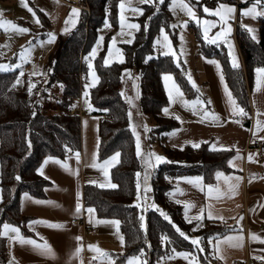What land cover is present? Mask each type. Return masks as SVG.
Here are the masks:
<instances>
[{"label": "trees", "instance_id": "obj_1", "mask_svg": "<svg viewBox=\"0 0 264 264\" xmlns=\"http://www.w3.org/2000/svg\"><path fill=\"white\" fill-rule=\"evenodd\" d=\"M120 0H78L81 9L80 20L64 41L60 51L48 60L50 84L63 86V98L56 114L42 112L35 96L27 92L28 80L21 79L20 84H13L19 76L18 71H0V225L12 223L24 226L20 211V199L23 193L35 197L45 196V188L51 182L37 172L48 156L64 159L79 153L82 148L81 116L71 115L74 102L81 96L83 83L87 74L84 57L89 54L98 38V30L103 26L107 14L113 27L117 26L118 4ZM254 1L243 3L249 5ZM192 5L200 11L203 6L215 7L218 3L237 4V0H191ZM242 4H240L241 6ZM45 26L49 21L42 11L37 10ZM145 18L149 20L136 35L132 45H124L126 60L111 66L103 64L104 51L96 59V69L100 76L99 84L91 90L93 114L105 117L99 129V160L103 161L119 152V162L111 169L110 179L116 188L100 187L86 184L83 188V201L86 208H94L103 219H115L120 222L124 236L122 254H112L116 264L126 262L129 256L139 255L141 248L149 264H155L161 257L177 252L194 253L191 240L180 237L168 221L155 210L145 214L146 229L141 228L142 211L135 205L136 173L141 170V162L136 154L135 139L129 127L128 105L121 95L122 74L125 68L135 69L141 75L140 106L144 114L155 120L152 135L165 144L166 135L179 126L173 117L164 116L162 109L169 104L162 75L172 74L185 93L192 99L199 95L187 80L184 66L177 67L172 56H154L153 43L161 27L170 31L171 14L168 2L159 11L153 6H144ZM44 16V17H43ZM150 18V19H149ZM145 19V20H146ZM192 31L202 53L207 58L217 59L237 103L245 109L248 117L251 113L249 86L250 76L258 67H264V17L259 19V41L251 39L249 32L237 23L236 39L244 68L233 69L225 47L210 45L203 39L199 27ZM1 53V47H0ZM151 56V59H147ZM1 61V55H0ZM245 69V70H244ZM35 112V116L32 113ZM29 141L31 142L29 146ZM65 145L72 149L67 152ZM164 146V145H163ZM167 161L160 165L151 180L153 201L164 207L172 222L190 237L196 223L184 219L183 208L171 203L168 193L173 189V181L178 177L203 178L205 184L216 182V172L230 174L234 171L228 161L233 157V150H211L207 144L199 148H165ZM19 176L17 180L15 177ZM235 228L230 222L205 221L194 231L201 237L199 251L202 264H213L208 238L222 237ZM161 234L170 237L172 243L162 245ZM151 245L149 247L148 245ZM7 242L0 237V264L7 258Z\"/></svg>", "mask_w": 264, "mask_h": 264}, {"label": "crops", "instance_id": "obj_2", "mask_svg": "<svg viewBox=\"0 0 264 264\" xmlns=\"http://www.w3.org/2000/svg\"><path fill=\"white\" fill-rule=\"evenodd\" d=\"M0 1L4 3L7 2V0ZM62 1L80 10L75 26H69V30L72 31L80 20L81 9L78 6V0ZM249 1L255 0H237V4L234 5L236 7V13L234 18L229 20V24L232 27L229 40L232 44L234 43L233 45L236 49H234V54H237L240 67L242 68H244V62L236 39V28L237 23H239L238 20H236V14L238 6L240 7L242 2ZM209 8L214 9L216 6ZM197 13L201 19H207L209 21L218 20V17L204 13L203 7L199 12L197 10ZM63 26L65 27V25ZM194 26L199 27L202 33L200 25L194 24ZM219 28L220 25L217 24L215 28L211 29L209 36H214L215 33L219 31ZM209 44L217 47L224 46L228 54V46L223 42ZM209 61L218 60L205 57L200 53L199 45H194L191 57V62H193V64L191 66L195 68L194 76L196 78V83L198 88H201L198 96L199 98L205 99V101H212L211 104H207L205 107L219 114L221 117L220 121L217 123H213L210 120L204 121L201 119L200 115L194 114L192 110L177 106L176 111L170 113L178 114L181 117V121H177L179 126L176 129L175 135H172L174 130L166 135V141L165 144H163L162 151L165 155V148H184L186 146H192L191 143H185V141L200 142V146L207 144L210 149L211 145L215 143L218 150H233V157H238L229 165L234 172L224 174V177H231V180L228 182H225L224 177H221L219 180L216 177V182L213 184V192L211 194L208 192V184H205L203 179V190H201L200 187L193 186L185 180L177 181V179H175L173 181L174 187L170 191L174 192V197L169 196V200L171 203L175 204H178L176 200L182 202L187 201L194 204L195 207L189 209V217L197 215L200 209L203 208V219L200 221L202 226L207 220L230 222L235 228V231L222 237L212 238V243L209 244V247L213 264H234L236 260L257 264V262L260 261L257 257L264 256V153L260 154L252 143L255 140H260L264 144V139L260 138L264 137V129L256 131V113L259 111L264 114V83L260 84L258 90L257 73L254 70L249 78V99L253 111V118L250 122L237 123L231 117L230 108L224 93V84L220 80V71L217 69L216 64L210 63ZM224 83L227 84L225 76ZM228 88L230 90L229 86ZM197 97L190 99L185 95L184 98L188 101H193ZM168 117L174 118V115ZM259 119L264 120V115H261ZM152 121L155 122L154 119ZM81 134L82 148L79 152V160L76 159L74 154L67 157V163L72 169V172L66 171L60 165L50 161L43 169V177H47L46 179L51 182V185L45 188V196L38 198L28 193L32 199H25L24 193L21 195L20 211L24 218L23 227H26L28 234L23 232L24 228L21 226L9 223L18 227L21 234L26 238H32L42 243L43 240H41V237H43L51 245L55 255H42L30 245H21L18 242L10 241L8 237H4L7 242L8 255L4 264H10L13 258H15L16 264H102V260L94 259L98 257L99 254L90 249L89 245H94L108 252L112 257V254L123 253V251L122 253H116L115 251L124 247V243L122 245L120 242L116 227L112 224H97L95 222L96 220L111 221L115 219L100 218L95 212L94 218L90 222V214L87 212L88 208L84 206L83 201V188L86 184H97L99 186L104 184V187H108V182H111V169L119 162L120 156L118 157V162H114L112 166L108 168V176L105 177L100 168L91 166L94 153L96 154L97 163H102L104 161H100L98 156L99 139L95 141L92 146L87 143V138L83 133L82 121ZM220 145H224L225 148L220 149ZM249 155H252L251 160H249ZM58 159L61 161L65 160V158ZM236 177H240L239 181L235 179ZM90 181H95V183H90ZM228 183L237 185L235 192L228 191ZM149 184L151 186V191L148 193L153 192L150 180ZM177 188L182 190V194L180 191H174ZM77 192L80 193V203L82 205L79 215H75ZM35 200L52 201L53 203L40 204L35 203ZM179 205L182 206L184 213V204L179 203ZM209 211L212 213V218L208 217ZM38 219L47 220L52 223H60L63 224L64 227L56 229L44 224H36L33 227L29 226L31 221ZM74 219L79 220V223H72ZM192 222L196 223L191 231L193 234L192 236L196 237L194 231L199 230L202 226L198 227L196 220H192ZM92 228H94V230H92ZM240 233H242L244 237L242 245L238 246L235 241L229 242L225 239L227 236ZM252 234L260 237V239H251ZM9 235H14V233H10ZM119 235L123 236L120 223ZM77 236L81 238L79 241L75 239ZM217 240H219L218 244ZM78 244L82 245V248L77 257L73 256L72 253ZM194 248V251H197L199 254L197 246H194ZM190 259L191 257L186 260L183 257L174 256L173 259L169 260L166 256L162 264H190ZM197 259L199 264H202L200 256L199 258L197 257ZM121 264H126V262ZM155 264H157V262Z\"/></svg>", "mask_w": 264, "mask_h": 264}, {"label": "snow or ice", "instance_id": "obj_3", "mask_svg": "<svg viewBox=\"0 0 264 264\" xmlns=\"http://www.w3.org/2000/svg\"><path fill=\"white\" fill-rule=\"evenodd\" d=\"M164 2H165V0H159L160 4H163ZM22 3H23V0H22ZM130 3H131V0H129V5H130ZM139 3H153V0H139ZM261 3H262V0H255V3L251 7L244 8L241 10V15L252 16V17L264 16V10L257 11V5H261ZM24 6L27 7V4H25ZM125 7H126L125 0H120L119 8H120L121 32L119 33V35L124 34L123 30L125 27H127L129 29H136V30H139V27H140L138 24H127V25L125 24V16H124ZM168 7H169V10L172 11L174 15L176 14L177 9H179V11L183 12L191 20L195 21L198 25H200L201 29H202L203 39L206 42L212 43V44H217L218 42H223L224 44H226L228 46V49H229L228 56L230 58L231 67L233 69H239L240 64H239L237 56L234 54V45L229 40V36L231 34V31H232V27L229 24V20L233 19L234 15L236 13V7L234 5H229L226 3H218L216 8H214V9H210L206 5L203 6V12L204 13L211 14V15L218 17V20H215V21H209L207 19H201V18L197 17L196 11L194 10L193 6L188 2V0H171V2L168 4ZM131 10L134 13H142L143 12V9L139 8V7L132 8ZM29 11H32V9L29 8ZM157 11H159V8H157ZM79 12H80V10L75 8V7H73L71 9L68 18L65 20V27L62 29V31L66 32L69 30V26H72V27L75 26V24L78 20V17H79ZM33 17H34V22L37 24H40L39 18L35 16L34 12H33ZM4 23L5 22L0 21V26H3ZM7 23L11 24V22H7ZM187 24H188V21L185 20L182 22V24L180 26L186 27ZM217 24L220 25L219 31H217L214 36L210 37L209 32L211 31L212 28H215L217 26ZM242 26L250 33L251 39L256 40L255 29L248 26V25H242ZM104 27L105 28L110 27V24L107 20H105ZM170 27L176 28L177 24H172V25H170ZM11 28L13 30L17 31L18 33L29 32V29L24 28V27H19L15 24H11ZM145 28H147V25H145ZM130 34L131 33H129V35ZM46 35L48 37L47 43H52L55 41L56 36H55L54 32H49ZM161 37H162V39H161ZM103 39H104L103 36L98 37L96 46L93 47L92 50L89 52V54L84 57L85 61L87 62L88 69H89V75L92 78V83L85 86V91H84L83 95L86 98L88 96L87 88L95 86V83L99 79L95 73L92 60L96 57L97 50L100 47V45L102 44ZM180 40H181V42H183V40H184L183 35L180 36ZM124 42L130 44V43H132V40L129 39V40H126ZM39 43L41 45H43L45 43V41L40 40ZM115 43H116V40H115V37H113L112 41L108 45L107 55L103 59V63L105 66L109 65L112 62V57H113L114 52H115V58L120 63L124 62L122 50L119 48H115ZM29 44L31 45V41L29 42ZM157 45H162L163 49H165V51H163L161 53L162 55H165V56L171 55L173 57V59H175L177 61V67L180 66L179 60L177 57V53L173 49L172 42L169 38V35L165 32L164 27L160 28V36L157 37V39L154 41L153 47L155 48ZM30 53H31V47L23 48V50L19 54L20 63L15 65V66L10 65V64H0V71H7V70L11 69L12 67H20L24 62H27V60L30 57ZM182 54H183V49L181 48V55ZM0 55H2V53H0ZM147 59H151V56H149ZM209 62L216 64L217 69L220 71V80L224 84V93H225V96L227 98V104L230 108L231 117L232 118L237 117V116L247 117L248 113L245 111V109L243 107H241L237 103L236 98L233 96L232 92L229 90L227 84L224 83L223 71L221 69L219 62L218 61H209ZM255 71L257 73V89L259 90L260 84L264 83V67H258L255 69ZM124 73L127 74L129 77H131L130 70L124 69ZM31 75H38V73H36L34 71L33 73H31ZM22 76H23V72H21L20 75L16 78V80L13 84V87H15L16 84H20L22 82L21 81ZM186 76H187V80L191 84L192 88L196 89L197 93H200V89L196 85L191 74L186 73ZM162 78H163L164 83H165V89L167 91L168 101H169V106L162 109V111L164 112L165 115H174V118L177 121H181V117L178 114H172L169 112L171 105L179 102L182 107L188 108V109L192 110L194 112V114L200 115L201 119L204 121L210 120L213 123H217L220 121L221 117L219 116V114H217L214 111H210L207 107H205L206 103L207 104L212 103L211 100L204 101V100L200 99L198 96L195 100L188 101L184 98V92L181 90L180 86L175 82V80L171 74L165 73L162 75ZM136 79H138V77ZM35 86H36L35 83L32 82L31 79H29L28 86H27V92L29 95H32L33 89L35 88ZM133 87L135 88L136 85L133 84ZM121 95H124L123 91H122ZM125 98L128 101V103L130 104V106L134 107V104L132 102L133 98L127 97V96ZM137 98H138V94H137ZM86 105L89 109L91 108V105L87 104V100H86ZM32 115L35 116V112H33ZM128 115H129V120H130L129 127L132 130V135L135 137L137 157L141 158L144 161V164L146 165V167L144 168L142 180L140 179L141 173L140 172L136 173V176H137V180H136L137 204H136V206L141 207L142 205L139 203V201H141V200L147 201L148 199H150L146 195L149 191H151V186L149 184L151 173H150L149 169H154L160 163L168 162V161H167L166 157L158 155L154 152H148V153L142 154L141 137H140V133L137 131L138 126L131 123V116H132L131 110H129ZM261 115H264V114L257 111V113H256V116H257L256 131H260V130L264 129V120L259 119V117ZM236 122L239 123V121H236ZM142 127H143L145 132L150 131L147 124L142 125ZM175 134H176V130L173 131L172 135H175ZM254 135H255V133H254ZM260 138L264 139V137H260ZM185 143H191L194 148L200 147V142L185 141ZM30 144H31V142L29 141V146H30ZM219 148L224 149L225 146L220 145ZM65 149L67 152L72 151V149L68 148L67 145H65ZM211 150H218L217 145L215 143H213L211 145ZM74 155L76 156V159L79 160V153L78 152L74 153ZM119 156H120V153L116 152L113 154V156L104 160L102 163H97L96 162V154L94 153L93 154V163L91 166L100 168L103 171V174L105 175V177H107L108 176V168L110 166H112V164L114 162H118ZM236 158H238V157H233L232 159H230L228 161L229 165H231L232 161ZM251 159H252V155H249V160H251ZM50 161L60 165L66 171L72 172V169L70 168V166L67 163V157L65 158V160L61 161L56 157L48 156L45 158V160L41 164L40 168L37 169V172L40 175H42V176L44 175V172H43L44 166L47 165ZM216 177L219 180L221 177H224V174L220 171H217ZM15 178L17 180L20 179L19 176H16ZM45 178H47V177H45ZM202 179L203 178L200 176L178 177L177 181L185 180L188 183L192 184L193 186L200 187V189L203 190ZM224 179H225V182H228L231 180V177H224ZM235 179L237 181H239L240 177H236ZM90 183H95V181H90ZM104 186H105L104 184L100 185V187H104ZM107 186L111 187V188L117 187V185L112 184L110 181L108 182ZM236 187H237V185L232 184V183H228V191L229 192H235ZM141 188H143V193H144L143 196L141 195ZM207 188H208L209 194H211L213 192V185H207ZM174 191H180L182 194V190H180L179 188H177ZM168 195L170 197H174V192H169ZM76 196H77V200H76V205H75V215H79L81 212V208H82V205L80 203V193L77 192ZM24 198L25 199H32V197H30L28 193H24ZM0 199H2V196H0ZM34 202L40 203V204H52L53 203L52 201H41V200H35ZM176 203H178V204L183 203L184 204V219L188 223H191L192 220H196L197 226L198 227L202 226L200 221L203 219V212H204L203 208L200 209V212L197 215L189 217V209L192 207H195V205L192 204L191 202H187V201L182 202L180 200H176ZM144 207H146V208L151 207V208L155 209L157 212H159L160 216H162L164 220H166L170 224H172V227L175 228V231L179 234L180 237H183L186 240L190 239L192 245L197 246L199 251L204 250L202 247H200V243L202 240L201 237H190L189 235H187L177 225H175L172 222L171 217L168 215V213H166L163 209H161L157 204H155L153 202L151 204L144 205ZM87 212L90 214L89 219L91 222L92 219L94 218L95 209L89 207L87 209ZM208 217L212 218L211 211L208 212ZM140 220H141V228L144 229L146 232L147 229H146V225L144 224V217L141 216ZM95 222L97 224H112V225H114L116 227V231H117V234L119 236L120 242L123 245L124 237L122 235H119V223L120 222L118 220H111V221L96 220ZM36 224H44V225H47L48 227L56 228V229L64 227L63 224L52 223L50 221L43 220V219L31 221L29 226L33 227ZM10 233H14V235H9ZM0 237H8V239L10 241L18 242L21 245H30L33 247V249L39 251L42 255H45V256H54L55 255L51 245L43 237H41V240H43L42 243L37 242L35 239H32V238H26L21 234L20 229L18 227L11 225L7 222L0 225ZM75 239L77 241H79L81 238L79 236H77V237H75ZM225 239L229 242L235 241L236 244L239 246V245H242L244 237H243V234L240 233L237 235L227 236V237H225ZM251 239L256 240V239H260V237L256 236L255 234H252ZM208 242H209V244L212 243V237L208 238ZM160 243L162 245H165V244H171L172 241L168 235L161 234ZM218 243H219V240H217V244ZM148 246L151 247L150 244ZM214 247H215V245H214ZM81 248H82V245L78 244L77 247L75 248L74 252L72 253V255L78 257L80 252H81ZM89 248L94 250L95 252H97L99 254L98 257H95L94 259H100L102 261H107V264H115L114 257H112L108 252H106V251H104V250H102V249H100L94 245H89ZM171 251L174 255L167 256V259H169V260L173 259L174 256H180V257L185 258L186 260H188L189 257H191L190 264H199L197 257L192 255L191 253L177 252L175 248H173ZM144 257H145V251L143 248H141L139 250V255L129 256L126 259V264H149V262L146 259H144ZM257 259L264 260V256L257 257ZM163 260H164V257H161L157 261V264H162ZM10 264H16L15 258H13L12 261H10Z\"/></svg>", "mask_w": 264, "mask_h": 264}, {"label": "rangeland", "instance_id": "obj_4", "mask_svg": "<svg viewBox=\"0 0 264 264\" xmlns=\"http://www.w3.org/2000/svg\"><path fill=\"white\" fill-rule=\"evenodd\" d=\"M165 2H168L169 4L171 0H165ZM188 2L192 5L191 0H188ZM243 3L245 2H242V5L240 7L238 6L237 8L236 20H238L242 28H244L242 25H248L254 28L255 36H256L255 41H259V19L264 16L252 17V16L241 15V10L244 8L251 7L255 3V1L253 3H250L249 5H243ZM25 4H27V7L24 6ZM119 4H118V13H117L118 15L117 26L113 27L110 17L107 14L106 20L109 22L110 27L105 28L104 27L105 22H104L103 26L98 30V37L103 36L104 39H103L102 44L98 48L97 55L92 60V63L94 65L95 73L99 79L95 83V86L87 88L88 96L86 98L83 95L85 91V86L92 83V78L89 75V69L87 66V62L84 59V62L87 66V74H86V78L83 83L81 96L78 99V102H74V107L77 108L81 106V108L84 111V114L81 116L83 133L85 134V137L87 138V143H89V145L91 146L95 143V141L99 139V129H100V116H96L95 114H93L94 107L90 99L91 90L94 87H96L100 82V76L96 69V59L101 55L103 51H104V57L107 55L108 45L112 41V38L115 37V40H116L115 48H119L122 50V55L124 57V62H125L126 57H125L124 48H123L124 45L134 44V42L136 41L137 33L141 30L143 26L145 28V25H147V27L149 25V20L145 18L144 6L145 5L153 6L155 11H157V8L160 9L163 6V4L159 3V0H153V3H139V0H131L130 5H129V0H125V5H126L125 11H124L125 24L126 25L127 24H138L140 27H139V30L129 29L125 27L123 30L124 34L119 35V33L121 32ZM135 7L142 8L143 12L134 13L131 9ZM29 8H31L32 11H29ZM72 8H73V5L64 3V1L62 0H23V3H22V0H7L6 3L0 1V21L5 22L3 26H0V47H1V53H2L0 64H10L13 66L19 64L20 63V59H19L20 52L23 50V48L31 47L30 57L27 60V62H24L20 67H12L11 69L7 71H1V72H9V71L17 70L19 75L21 72H23V76L21 77V79H27L28 81L29 79H31L32 82H34L36 85L35 88L33 89L32 94L35 96L39 109L42 112H46L50 115L56 114L60 111L59 104L63 98V86L60 83L50 84V75L48 73V70L44 68L43 66H41V64H38L36 66L31 65V60L39 58V57H43L46 54H47L46 58L50 60V58H54L57 55L64 41L67 39L68 35L71 32V30L66 31V32L62 31V29L64 28L63 25H65V20L68 18L69 13ZM193 8L196 11L197 17H199L197 13V9L194 6ZM37 10H40L43 12L45 18L49 21V24H50L49 27L45 26ZM261 10H264V0H262L261 5H257V11H261ZM33 12L35 13V16L39 18L40 24H37L34 22ZM170 14H171L170 25L177 24V27L176 28L170 27L169 28L171 29L170 31L167 29V27L166 28L164 27L165 32L169 35V38L172 42L173 49L177 53L179 65L184 66L185 72L190 73L193 80L196 83V78L194 76L195 68L191 66L193 64V62H191V57H192V51L194 49V45L198 46V43L192 31V27L194 26V24L196 25L198 24L195 21L191 20L183 12L179 11V9H177V12L175 15L173 14L172 11H170ZM185 20L188 21L187 26L186 27L180 26L182 22ZM7 22H11V24H15L19 27L27 28L29 29V32L18 33L17 31L13 30L11 28V24ZM49 32H54L56 36L55 41L52 43H47L48 37L46 34ZM129 33L131 34L129 35ZM181 35H183L184 37L183 42H181L180 40ZM159 36H160V32L156 36L155 40ZM129 39L132 40V43L129 44V43L124 42ZM40 40H44L45 43L41 45L39 43ZM30 41H31V45L29 44ZM96 43H97V40H96ZM96 43L93 47L96 46ZM181 48L183 49L182 55H181ZM163 51H165V49H163L162 45H157L154 48V56L155 57L159 55L165 56L161 54ZM174 62L177 65V61L175 59H174ZM115 63L122 64L115 58V52H114L113 57H112V62L107 66H111ZM125 69L130 70L131 77H129L123 71L121 93L122 91L124 92V95H122V98L128 105V110H131V113H132L131 123L138 126L137 131L140 133V137H141L142 154L148 153V152H154L158 155L166 157V155H164L162 151L163 144L159 141L157 136L152 135L153 134L152 130L155 126V122L152 121L153 118L151 116L144 114L140 106L141 75L135 69H130V68H125ZM34 71L38 73V75H31V73H33ZM137 77L138 79H136ZM163 83H164V80H163ZM133 84L136 85L135 88L133 87ZM164 86H165V83H164ZM137 94H138V98H137ZM126 96L133 98L132 102L134 104V107L130 106V104L125 98ZM86 100H87V104L91 105L90 109L86 105ZM202 100L205 101V99H202ZM206 105L207 103L205 104V106ZM177 106H181V104L179 102L172 104L169 109V112L176 111ZM164 116L166 115L164 114ZM167 116H170V115H167ZM144 124H147L150 131L148 132L144 131L142 127V125ZM84 127H85V130H84ZM135 146H136V142H135ZM111 156H113V154ZM139 159L141 162V170L139 172L141 173L140 179L142 180L144 168L146 167V165L144 164V161L141 158ZM163 163H160L154 169H149L151 173L150 183L157 169ZM141 195L142 196L144 195L143 188H141ZM153 202L154 201L152 199L151 203ZM134 203L135 205L137 204V197ZM139 203L142 206L138 208L141 209V211L143 212L142 216L144 217V224L146 225L145 214L147 213V211L155 210V209L151 207H147V208L144 207V205L146 204H151V203H147V201L145 200H141L139 201ZM158 206L161 209H163L166 213H168L164 207L160 205ZM115 251L116 253H122L123 248H119V250H115ZM187 253H191V252H187ZM191 254L198 258L200 256V254H198L197 251H194V253H191ZM102 264H107V261H103Z\"/></svg>", "mask_w": 264, "mask_h": 264}, {"label": "built area", "instance_id": "obj_5", "mask_svg": "<svg viewBox=\"0 0 264 264\" xmlns=\"http://www.w3.org/2000/svg\"><path fill=\"white\" fill-rule=\"evenodd\" d=\"M77 4V3H76ZM48 59L46 58V56H43V57H39V58H36V59H33L31 61V65H38V64H41V66H43L44 68H47L48 67ZM77 102V100H75ZM71 115H80L82 116L84 114V111L83 109L81 108V106L77 107V108H73L71 111H70ZM252 118H253V113H252V110H251V113H250V116L248 117H240V116H237V117H234L233 120L234 121H239V122H248V121H252ZM106 120L105 117H102L100 119V123H103L104 121ZM253 146L259 151L260 154H263L264 153V144L263 142H261L260 140H255L253 141ZM150 199L147 200V203H151L153 197H154V194L153 192H150V193H147L146 194ZM72 223H79V220H76L74 219L72 221ZM92 230H94V228H92ZM234 264H250L249 262L247 261H240V260H236L234 262ZM257 264H264V261L263 260H260L257 262Z\"/></svg>", "mask_w": 264, "mask_h": 264}]
</instances>
